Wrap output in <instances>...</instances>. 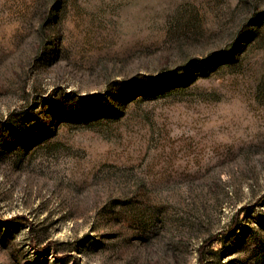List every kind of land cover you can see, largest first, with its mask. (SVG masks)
Masks as SVG:
<instances>
[{
    "label": "rangeland",
    "instance_id": "374dc122",
    "mask_svg": "<svg viewBox=\"0 0 264 264\" xmlns=\"http://www.w3.org/2000/svg\"><path fill=\"white\" fill-rule=\"evenodd\" d=\"M0 264H264V0H0Z\"/></svg>",
    "mask_w": 264,
    "mask_h": 264
}]
</instances>
